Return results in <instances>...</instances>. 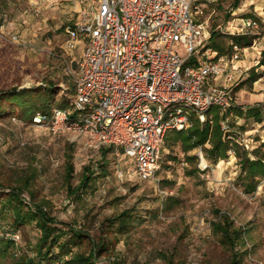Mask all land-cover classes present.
<instances>
[{"label": "rangeland", "instance_id": "rangeland-1", "mask_svg": "<svg viewBox=\"0 0 264 264\" xmlns=\"http://www.w3.org/2000/svg\"><path fill=\"white\" fill-rule=\"evenodd\" d=\"M233 2L217 0L203 9L200 20L209 32L223 35H237L246 20L257 23L245 34L252 45L239 48L234 63L231 98L243 116L232 115L227 132L238 155L230 151L228 160L213 165L199 148L186 155L180 145L165 149L163 144L158 171L143 181L132 161L103 156L105 148H90L82 135L53 133L35 121L37 116L32 123L7 116L0 119V202L12 189L23 190L25 209L42 206L62 230L89 237L73 252L88 255L97 243L107 245L96 258L99 264H264V180L250 194L239 180L240 159L264 160V69L257 67L264 51V0H240L235 10ZM76 9L63 0H0V91L51 87L53 105L70 104L79 55L66 49L65 28L77 18ZM252 74L259 80L250 84ZM250 111L262 112L261 124ZM102 162L105 176H97ZM69 163L73 174L67 183ZM85 168L95 173L96 182L86 194L71 196L68 186L80 184ZM122 212L138 217L127 234H120L114 221ZM3 218L11 224L13 213L7 210ZM226 218L241 231L233 250L214 227ZM19 233L21 242L0 256V264L37 260L36 224L22 226Z\"/></svg>", "mask_w": 264, "mask_h": 264}, {"label": "built area", "instance_id": "built-area-1", "mask_svg": "<svg viewBox=\"0 0 264 264\" xmlns=\"http://www.w3.org/2000/svg\"><path fill=\"white\" fill-rule=\"evenodd\" d=\"M63 1L77 8L65 28L66 49L79 55L74 97L68 108L38 115V124L82 135L94 150L112 149L143 181L159 169L166 134L188 128L193 117L204 123L218 108L228 131L240 49L230 41L231 54L218 57L209 47L200 16L217 0ZM256 24L246 20L237 35ZM0 238L21 242L1 226Z\"/></svg>", "mask_w": 264, "mask_h": 264}, {"label": "trees", "instance_id": "trees-1", "mask_svg": "<svg viewBox=\"0 0 264 264\" xmlns=\"http://www.w3.org/2000/svg\"><path fill=\"white\" fill-rule=\"evenodd\" d=\"M240 0H234L232 10L238 8ZM232 41L235 46L240 49L250 47L252 45V38L247 35H223L218 32H210L209 47L214 50L218 57L229 54L232 51L231 46L226 43ZM259 68L264 69V51L261 53L259 60ZM259 80V76L252 74L246 82L253 84ZM69 103L54 104L53 105V90L51 87L46 88L44 92L30 91L27 89L18 90L13 88L5 92L0 91V119L7 116H15L18 118L24 117L29 123H32L34 117L38 115L50 116L54 109L68 108ZM18 110L16 114L14 110ZM233 115L242 117V111L238 107L232 109ZM257 124L262 123L261 111H250ZM222 117L218 108H211L207 113V120L200 123L198 119L192 118L191 127L180 131H170L166 134L164 139V148L172 149L180 145L183 152L187 155L194 149H201L206 159L213 165H217L221 161L229 159V152L234 151L238 155L236 142L230 138V133L222 130ZM209 146L207 148L206 146ZM103 156L111 153L112 149L105 148L101 150ZM189 160L193 159L188 156ZM106 165L104 162L100 165V170L97 176H105ZM241 174L239 180L246 193H254L261 180H264V160L257 157L251 160L247 156L240 159ZM102 173V174H101ZM73 174V166L71 163L67 166L66 182L70 183ZM95 173L89 168H85L84 174L80 184L76 188L68 186V194L77 196L86 194L92 185L96 182ZM6 201L0 202V226L5 228V231L11 233H19V229L24 225L36 224V228L40 232V238L36 246L37 260L28 259L22 261L20 264H99L96 261L100 253L106 251L107 245L99 242L95 248L90 250L88 255L75 253L72 247H79L84 244L85 239H89L81 231L68 229L62 230L58 227V222L54 217H51L44 207L35 205L32 210H27L25 207L29 206L21 199L23 190H11ZM1 200V192H0ZM13 213V220L11 224L5 223L3 214L5 211ZM136 216L128 215L127 212L119 214L114 221H117V230L120 234L129 233L130 229L138 224ZM219 233L223 236L226 242L234 249L236 242L239 241L241 231L232 228V223L225 219L224 224L214 225ZM15 250L14 244L9 240L0 238V256L9 250ZM232 264H237L233 260Z\"/></svg>", "mask_w": 264, "mask_h": 264}]
</instances>
